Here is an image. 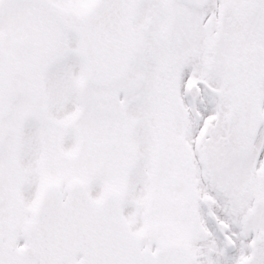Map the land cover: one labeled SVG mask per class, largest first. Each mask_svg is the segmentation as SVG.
Returning a JSON list of instances; mask_svg holds the SVG:
<instances>
[{"label":"snow or ice","instance_id":"snow-or-ice-1","mask_svg":"<svg viewBox=\"0 0 264 264\" xmlns=\"http://www.w3.org/2000/svg\"><path fill=\"white\" fill-rule=\"evenodd\" d=\"M0 264H264V0H0Z\"/></svg>","mask_w":264,"mask_h":264}]
</instances>
